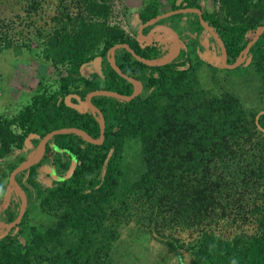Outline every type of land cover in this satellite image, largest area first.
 <instances>
[{
    "label": "trees",
    "instance_id": "16d2710c",
    "mask_svg": "<svg viewBox=\"0 0 264 264\" xmlns=\"http://www.w3.org/2000/svg\"><path fill=\"white\" fill-rule=\"evenodd\" d=\"M26 1L22 12L0 20V54L37 52L64 73L55 90L46 91L40 80L17 114L0 115V166L25 149L32 133L39 136L32 140L35 146L63 128L100 137L93 113L67 106L65 98L76 94L84 99L95 90L132 94V83L107 59L113 46L126 43L145 59L162 57L156 44L141 46L137 35L113 21L116 0H56L47 17L39 13L44 0ZM177 1L172 0V9L184 3L202 8L201 0H181L180 6ZM213 1L222 8L207 14L222 19L212 23L227 35L225 46L235 61L249 42L246 34L264 24V0ZM160 6V0H146L139 12L141 24L162 14ZM194 24L202 29L198 21ZM251 54L264 77V35ZM96 57H102V76L85 78L82 66ZM115 58L127 76L142 82L143 92L129 102L92 99L105 118L103 144L75 134L49 141L43 161L52 159L60 180L43 184L39 164L17 175L28 206L19 226L0 235V264H119L122 230L131 223L147 228L163 243L167 259L179 264H264V115L258 121L261 129L258 109L233 94L215 95L202 88L196 77L200 64L184 50L161 67L137 61L126 49L117 50ZM132 139L141 145V171L125 185L122 160L125 143ZM25 160L19 157L0 173V208L9 175ZM72 165L73 174L63 179ZM242 194L256 230L226 235L219 227L230 211L241 209L236 202ZM11 196L8 207L0 210V218L9 221L17 218L21 205L15 192ZM32 207L47 215L45 222H29Z\"/></svg>",
    "mask_w": 264,
    "mask_h": 264
},
{
    "label": "rangeland",
    "instance_id": "374dc122",
    "mask_svg": "<svg viewBox=\"0 0 264 264\" xmlns=\"http://www.w3.org/2000/svg\"><path fill=\"white\" fill-rule=\"evenodd\" d=\"M160 9L162 13L169 11L172 6V0H160ZM26 0H0V20L5 14H16L22 12L23 7H26ZM146 0H116L114 6L113 21L117 23L127 34L135 37L138 34L140 27L139 12L143 9ZM204 10H211V3L209 0L200 1ZM56 7V0H44L39 13L41 17L51 16ZM180 15V14H177ZM174 15L168 20L173 23L175 27L181 29V37L183 42V50L188 53L195 64L199 63L197 67L196 77L202 88L208 92L221 95L224 91L222 86L223 78L226 76L227 83L230 84L233 93L240 97L245 106L253 108L257 101H262V107L257 106V109L264 108V88L262 81H260V74L256 73L251 60L248 65L239 66L235 69H219L216 66L219 63V51L215 48L213 42L212 50L205 48V41L199 42L191 40L193 32L190 31V24L194 22L195 15L187 13L178 18ZM39 23H42L41 21ZM141 44H156L162 51V57L166 56L173 48L174 40L167 33L156 34L149 41L140 40ZM201 44V45H200ZM200 45L201 48L198 46ZM34 47L36 44L31 43ZM207 47V46H206ZM182 50V51H183ZM161 57V58H162ZM207 60L213 67L205 66ZM251 62V63H250ZM208 63V62H207ZM250 63V64H249ZM92 64H89L83 70L85 78H93L95 71ZM62 70L56 72L52 64L46 61L37 52H28L24 49L17 54V52L6 51L0 54V115L13 116L17 114L30 101V97L35 93L34 89L38 86L39 81L43 82L46 91H53L59 86V78ZM100 77L102 75L98 74ZM42 91L44 88H41ZM255 104L251 105L250 103ZM36 146L29 150L23 149L17 152L13 158L6 159L0 166V173L6 172V165L18 160L23 156L29 158L30 153L34 154ZM141 145L135 139L128 140L125 143L124 155L122 162L123 175L122 182L127 185L134 182L141 171L140 160ZM52 159L41 161L38 169L42 172V182L45 185L51 184V178L44 175L48 171H54ZM39 174V173H38ZM41 179V178H40ZM7 185V191L4 193L3 204L6 202L5 196L11 201V191ZM8 193V194H7ZM255 197V195H253ZM244 194L239 196L237 207L241 208L239 211L232 210L224 219V223L220 225L219 229L226 235H232L236 232L253 233L256 230L255 220L246 215L247 203ZM47 215L41 214L36 207L29 210V222L31 224H40L45 222ZM141 226L131 223L122 230L121 241H119V256L122 254L119 264H179L175 260L167 259L170 255L165 250L163 243L160 240L153 238L148 232V229H142ZM10 230L0 228V235L8 234ZM188 236L186 235V238ZM184 254V253H183ZM130 255V256H128ZM188 263V256L186 259Z\"/></svg>",
    "mask_w": 264,
    "mask_h": 264
},
{
    "label": "water",
    "instance_id": "95a60500",
    "mask_svg": "<svg viewBox=\"0 0 264 264\" xmlns=\"http://www.w3.org/2000/svg\"><path fill=\"white\" fill-rule=\"evenodd\" d=\"M181 2H182L181 0H178L177 6H179L181 4ZM189 12L197 13L201 18L202 27L209 30L211 33L214 34V36H215L216 40L218 41L219 46L222 50L223 64L225 66H227L228 68H231V69L239 67L240 65H242L246 61L251 47L257 42L259 37L264 33V24H262L260 27L257 28L256 34H255L253 40H251L247 44L246 48L244 49L243 56L239 57L233 64L227 65L228 54H227V49L225 47V44L217 36V34H215L213 32V30L211 28H209L207 26V24L204 22V20L202 18V12L200 9L185 8V9L173 10L170 12L160 14V15L150 19L148 22L141 24L139 27V30H138V40L139 41L140 40L149 41V39H152L153 36L156 34L167 33L174 40V45H173L172 50L166 56L159 58V59H155V60H149V59H145V58L141 57L140 55L136 54L135 51L126 43L117 44V45L113 46L108 51L107 59L111 65V67L121 77H123L124 79H126L130 83H132V85L134 87L132 94L131 95H124V94H121L119 92L111 91V90H95L93 92H90L88 95H86L84 99L81 98V96L76 95V94H70L65 98V102H66L67 106L74 108V109H77L80 112L90 111L93 113V115L95 116V118L98 121L99 126H100V137L98 139H95L86 131H84L80 128H74V127L54 130V131L49 132L47 135H45L41 139V141L39 142V145H38L37 149L35 150L34 154H32L28 159H26L19 166H17L11 172V174L9 176L10 188H8V189L11 191V193L15 192L20 197L21 205H20V210H19L18 216L15 220L9 221L7 219H1L0 218V228L10 230L12 228H17L19 226V224L21 223V220H22V218L25 215L26 210H27L28 196H27L24 188L22 187V185L17 180L16 176L19 173L23 172L24 170H28L31 167L40 163V161L44 158V156L46 154L49 141L54 136L64 135V134H75V135L81 137L83 140H85L89 143L96 144V145L103 144L104 139H105V126H106L105 118H104L102 111L92 102V99L94 97H111V98H116V99L121 100V101L129 102V101H132L133 99H135L136 97H138L142 93V91H143L142 82L138 79L127 76L120 69V67L117 65L116 58H115L116 51L119 49H126L128 52H130L133 55V57L137 61H139V62H141L147 66H150V67H161V66L171 64L172 62H174L179 57V55L181 54V52L183 50L182 38H181L180 34L174 28H172L170 25L159 23V21L166 19L168 17L174 16V15H177V14H183V13H189ZM147 28H149V29L145 30ZM146 45L147 44H141V46H143V47ZM89 64H92V66L94 67V69H95L94 71H95L96 75H97V73L100 75L102 74V57H96ZM89 64H84L82 66V68H81V74L82 75H83V73H82L83 70ZM83 76H85V75H83ZM72 99H75L76 102H72ZM258 121H259V116L256 117V123L258 124L259 128H261ZM35 138H39V136L34 134V133L30 134L25 140V148L30 149L32 146V140ZM73 172H74V166L72 165L70 167L69 171L67 172V175L63 179L69 178L73 174ZM51 174L53 175L55 180L61 179L60 177H58L55 174L54 171H51ZM9 200L10 199L6 196V198H5L6 202L2 205L0 210L2 208H6L8 206Z\"/></svg>",
    "mask_w": 264,
    "mask_h": 264
},
{
    "label": "flooded vegetation",
    "instance_id": "af4514ba",
    "mask_svg": "<svg viewBox=\"0 0 264 264\" xmlns=\"http://www.w3.org/2000/svg\"><path fill=\"white\" fill-rule=\"evenodd\" d=\"M210 1V3H211V10L210 11H207L206 9L204 10V8L202 7V8H197V7H187L186 6V4L184 3L183 5H182V2H181V4L180 5H182L181 7H178V8H176V9H172V8H170L169 9V11H166V12H170V11H173V10H178V9H185V8H197V9H200L201 10V12H202V18H203V20H204V22L207 24V26L209 27V28H211L212 30H213V32L215 33V34H217V36L222 40V42L225 44V40H226V38H228L227 37V35H223V33H221V31H220V29L218 28V27H216L213 23H212V21L214 20V19H218V20H220V22L222 21V19H220V17H210L207 13H215L214 11H215V9H218V10H221V8H222V3L220 2V1H218V2H215V1H213V0H209ZM178 2V1H177ZM177 4V3H176ZM179 5V6H180ZM166 12H164V13H166ZM190 14H193V15H195V17H194V22H199L200 23V25L202 26V24H201V18H200V16L197 14V13H195V12H189ZM163 14V13H162ZM183 14H187V13H183ZM183 14H180V15H183ZM247 15H248V13L245 15L246 17H247ZM178 16V15H177ZM172 17V16H171ZM182 17V16H181ZM168 18H170V17H168ZM168 18H166V19H163V20H160L159 21V23H162V24H166V25H170L172 28H174L179 34H181V29H178V27H175L174 25H173V23H171L169 20H168ZM178 18H180V17H178ZM194 22H192L190 25V31L191 32H193L192 33V35H191V40L193 41V42H195L196 40H198L199 42H201L202 40L203 41H205V43H206V46H205V48H209L210 50H212V46H213V44L211 43V42H213L214 43V45H215V48L219 51V57H220V59H219V63L216 65V66H219V69H223V70H225V69H231V68H228L227 66H225L224 64H223V60H222V50H221V48H220V46H219V43H218V41L216 40V38H215V36H214V34L213 33H211L209 30H207V29H205V28H203L202 27V29H199L195 24H194ZM141 25V24H140ZM149 28H147V29H145V30H148ZM257 31V30H256ZM256 31L255 32H253V33H251V31L249 32V33H247L246 34V38H248L249 39V42L251 41V40H253V38H254V36H255V34H256ZM263 35H264V33L259 37V39L257 40V42L263 37ZM182 38V37H181ZM248 42V43H249ZM256 42V43H257ZM255 43V44H256ZM254 44V45H255ZM201 45V44H200ZM253 45V46H254ZM252 46V47H253ZM226 47V46H225ZM252 47H251V49H252ZM246 48V47H245ZM251 49H250V51H249V53H248V57H247V59H246V61L242 64V65H240V66H243V65H248L247 63L251 60V62H252V65H250V66H253L254 68H255V71H256V73H258L259 74V69H258V67H257V64H256V58H255V56L254 55H252L251 54ZM244 51V50H243ZM243 51L241 52V54H240V56L239 57H241V56H243ZM227 54H228V52H227ZM238 57V58H239ZM237 58V59H238ZM236 59V60H237ZM235 60V61H236ZM235 61H231V58H230V56H229V54H228V59H227V65H231V64H233ZM208 62V63H207ZM207 62H206V64H205V66H208V67H213L212 65H210V62L207 60ZM250 62V63H251ZM249 63V64H250ZM237 68V67H236ZM235 69V68H234ZM227 78H226V76L223 78V82H222V86H221V88H223V93H226V94H233L234 96H236L234 93H233V91H232V88H231V86H230V84H228L227 83V80H226ZM260 81H262V86H263V88H264V77H262V75H260ZM134 88V87H133ZM134 90V89H133ZM143 92V91H142ZM242 103H243V101L240 99V97H238V96H236ZM250 103V102H249ZM256 102H254V103H250L251 105H253V104H255ZM257 105L256 106H254L253 108H255V109H257V106H260V107H262L261 105H262V101H257V103H256ZM258 111V114H257V116H259V118H260V116L261 115H264V108H261V109H258L257 110ZM256 116V117H257ZM31 149V148H30ZM25 150L27 151V150H29V149H27V148H25ZM41 165V164H40ZM40 165H39V167H40ZM52 165H53V163H52ZM55 169V168H54ZM56 171V170H55ZM10 176V175H9ZM46 176L47 177H49V178H51V184L53 183V181L55 180L53 177H52V175L50 174V173H47L46 174ZM16 178H17V176H16ZM8 186H10V184H9V178H8ZM19 197V196H18ZM19 199H20V197H19ZM20 202H21V200H20Z\"/></svg>",
    "mask_w": 264,
    "mask_h": 264
},
{
    "label": "clouds",
    "instance_id": "9594fccd",
    "mask_svg": "<svg viewBox=\"0 0 264 264\" xmlns=\"http://www.w3.org/2000/svg\"><path fill=\"white\" fill-rule=\"evenodd\" d=\"M160 34V33H159ZM181 36V35H180ZM137 38H138V34H137ZM140 42V41H139ZM34 140V139H33ZM39 145V144H38ZM38 145L35 147V149H34V152H35V150L37 149V147H38ZM33 146H35V145H33L32 144V146L31 147H33ZM33 153V152H32ZM45 157V156H44ZM28 159V158H27ZM44 160V158L41 160V161H43ZM41 161H40V163H41ZM40 163H38V164H40ZM54 172H55V174H56V171H55V169H54ZM50 174H51V172H50ZM52 175V174H51ZM57 175V174H56ZM52 177H53V175H52ZM59 177V176H58ZM54 178V177H53ZM10 187V186H9ZM12 194V193H11ZM5 198H6V196H5ZM5 200V199H4ZM9 203H10V200H9ZM9 203H8V205H9ZM8 207V206H7ZM1 219H5V218H3V217H1Z\"/></svg>",
    "mask_w": 264,
    "mask_h": 264
},
{
    "label": "crops",
    "instance_id": "0c3cea01",
    "mask_svg": "<svg viewBox=\"0 0 264 264\" xmlns=\"http://www.w3.org/2000/svg\"><path fill=\"white\" fill-rule=\"evenodd\" d=\"M32 155V153H30ZM39 169V168H38ZM39 175L41 174L42 175V172L40 173V171H38ZM47 173H50V171L44 173V175L46 176Z\"/></svg>",
    "mask_w": 264,
    "mask_h": 264
},
{
    "label": "bare ground",
    "instance_id": "6f19581e",
    "mask_svg": "<svg viewBox=\"0 0 264 264\" xmlns=\"http://www.w3.org/2000/svg\"><path fill=\"white\" fill-rule=\"evenodd\" d=\"M168 35H169V34H168ZM154 36H155V35H154ZM154 36H153V37H154Z\"/></svg>",
    "mask_w": 264,
    "mask_h": 264
}]
</instances>
